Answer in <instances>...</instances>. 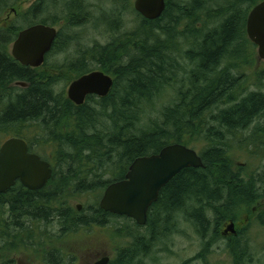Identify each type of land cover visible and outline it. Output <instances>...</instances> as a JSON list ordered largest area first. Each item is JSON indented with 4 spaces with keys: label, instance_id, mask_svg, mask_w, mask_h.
Here are the masks:
<instances>
[{
    "label": "trees",
    "instance_id": "16d2710c",
    "mask_svg": "<svg viewBox=\"0 0 264 264\" xmlns=\"http://www.w3.org/2000/svg\"><path fill=\"white\" fill-rule=\"evenodd\" d=\"M133 1L38 0L35 5L36 23H62L57 40L77 46L80 59L69 66L71 73L77 77L89 72L90 62L113 78L106 97H91L76 107L63 91L54 92L55 77L52 86L38 85L4 113L12 121L31 118L33 133L40 136L35 144L55 152L42 158L52 164L44 188L29 191L16 183L0 194V238L10 242L24 236L22 244L37 245L43 263L52 264L61 255L45 250V227L58 225L64 236L108 222L98 204L82 215L70 201L103 192L124 178L135 159L171 144H203L198 153L203 168L184 169L161 189L148 214L146 234L137 236L140 227L135 224L132 232L129 226L114 229L116 238H132L131 246L118 251L116 264H135L149 253L147 248L178 232L180 217L202 240L218 239V228L236 222L242 212L253 213L264 228V211L257 204L264 195V173L243 178L229 156L233 146L264 156V142L238 137L264 112V96L243 95L239 82L256 48L247 38L246 20L264 0H165L163 14L154 21L141 18ZM126 13L136 20L129 32L121 33ZM100 21L112 41L83 46L77 29ZM13 73L0 58V77ZM258 128L264 132V126ZM227 249L233 264H247L248 244L231 239Z\"/></svg>",
    "mask_w": 264,
    "mask_h": 264
},
{
    "label": "rangeland",
    "instance_id": "374dc122",
    "mask_svg": "<svg viewBox=\"0 0 264 264\" xmlns=\"http://www.w3.org/2000/svg\"><path fill=\"white\" fill-rule=\"evenodd\" d=\"M33 1L34 0H22L19 3L20 10L24 11ZM91 3L93 2L91 1ZM90 11L97 15L92 9ZM53 13L55 12L53 11ZM134 20L136 19H134L133 15H130L129 13L123 14L118 32H129V29L133 26ZM61 26L62 23H59L55 26V29L59 30ZM102 27L103 26L100 21V24L92 25V23H88L83 29H77L76 32L81 31V38L83 37L82 45L92 46L96 43V45L104 46L111 42L113 39L112 34L110 35V33H107V29L105 30ZM77 35H79V33H77ZM64 48L65 51H63V53H55L54 57L51 59V62L55 65H60L65 61V59H69L71 61L77 60L76 45H68L66 43ZM256 52L257 51L255 49L254 55L252 56V62L249 64L250 70L247 71L251 72L256 68H263L262 65L259 64L258 60H254V58L256 59ZM61 75L53 89L56 94L63 91L65 96L67 85L73 81L76 76L68 74L67 72H64ZM253 76L254 75L249 74L248 84L246 83V88H243L242 86L241 93H244V89L247 91L255 89L254 85L250 86L251 81L256 84V80H254ZM65 83L66 87L63 88ZM249 132L250 128L242 131L244 136L241 134L240 136L238 135V137L242 139L243 137H246ZM202 148L203 144L200 142L192 145V149L197 153H200ZM41 152L46 156L43 151ZM229 156L231 160L230 164L232 162L234 170L239 171L243 178H245L250 172L260 173L264 170V159L261 160L260 157H252V155H248L247 152L242 150L240 151L234 146L230 149ZM101 195V191L81 195L78 200L70 201L69 205L72 208H77L79 205L81 208L78 213H82L83 215L85 212L88 213L89 207L92 208L97 206ZM261 199L262 200L260 201L258 200L257 204L259 210L264 211V195ZM107 220V224L103 227L93 226L89 229H82L76 233H69L64 236H60L58 225L50 224L47 228H44V235L49 237L47 239L44 238L42 244L45 245L44 248L47 252L52 249L59 250L62 252L63 257L72 256L73 258L80 257L82 259L92 258L97 255H107L111 258L110 264H116L118 251L123 249L128 243L131 246L132 238H116L113 233L114 229L116 227L124 228V226H129V232H132L133 228L131 226H133V223L125 219L108 218ZM228 224L229 223L227 222L218 228V239L212 240V237L208 236L202 240L199 236H197L190 224L186 223L182 217L177 218L176 227L178 232L170 235L168 239H163L162 242L154 244L152 247L148 246L150 248H147L146 251H149V253L137 259L135 264H183L185 262H189V264H233L234 261L230 255V251L227 249L226 243L223 241V238L225 237L224 233L231 239H236L241 232L242 234L238 240H240L242 244H248L249 248L247 264H263L264 228L260 227L257 223L255 215L253 213H240L232 231L228 230ZM237 230H239V232L236 235ZM146 232L147 229H145V227H141L137 230V236L141 234L144 235ZM22 238H24V236H21L19 240H15L16 242H8L7 240L5 241L0 238V264H47L43 263L41 258L37 255V245L32 247L24 245L22 244ZM70 259L72 260L71 257ZM61 264L70 263L64 258Z\"/></svg>",
    "mask_w": 264,
    "mask_h": 264
},
{
    "label": "water",
    "instance_id": "95a60500",
    "mask_svg": "<svg viewBox=\"0 0 264 264\" xmlns=\"http://www.w3.org/2000/svg\"><path fill=\"white\" fill-rule=\"evenodd\" d=\"M166 7L165 0H134L133 10L143 19L160 18ZM56 30L36 25L19 34L13 54L24 65L40 66L44 55L56 38ZM246 35L257 48V56L264 60V1L255 5L246 20ZM113 82L102 72L95 71L73 81L67 89V99L76 106L84 103L87 96L106 97ZM203 168L201 157L191 148L171 144L157 154L139 157L128 167L123 180L111 183L104 190L99 208L120 217H126L143 227L147 212L159 196L162 188L182 170ZM52 175L48 162L28 153L27 145L20 139L11 138L0 147V194L19 183L29 191L44 188ZM77 206V210H80ZM233 224L228 230L232 231ZM103 258L94 264H107Z\"/></svg>",
    "mask_w": 264,
    "mask_h": 264
},
{
    "label": "flooded vegetation",
    "instance_id": "af4514ba",
    "mask_svg": "<svg viewBox=\"0 0 264 264\" xmlns=\"http://www.w3.org/2000/svg\"><path fill=\"white\" fill-rule=\"evenodd\" d=\"M21 1L22 0H0V58L6 61V63L9 66L13 67L14 69V73L12 75L7 76L5 78L0 77V147L8 139L11 138L20 139L26 143L28 148V153L35 154L42 159L43 156L45 155L41 151H43L47 156L51 155L52 153L54 154L55 152L53 151L54 150L53 147L49 148L48 145H44L43 148H38L37 144H35V141L37 139H40V136L33 133L35 129L34 127L35 125L33 124L31 118L12 121L10 118L9 119L5 118L4 113L7 107H12L14 104H17L18 100L20 101L22 97L28 95L29 92L32 89L37 88L38 85L42 87H44L45 85L52 86L53 79L56 77L58 82V79L62 76L61 74H63L64 72H67L68 74L71 75H75L71 73V71L69 70V66L71 65L74 66L75 63L78 62L77 60L80 59V56H77V60L75 61L65 59V61L62 62L60 65H55L54 63H52L51 59L54 57L55 53L57 54L63 53V51H65L64 46L66 45V43L63 42L60 43L59 42L60 39L57 40V35H56V38L53 44L51 45L49 51L44 55V60L40 66L37 67V66L24 65L19 60H17L13 54V50H14V45L18 40L19 34L22 31L27 30L33 26L42 25L40 23H36L37 11L35 5L38 0H34L24 11H21L19 7L20 6L19 3ZM52 15L53 12L50 9L49 16L52 17ZM44 26L52 27L55 29V26H49V25H44ZM55 30L56 33H58V30L57 29ZM254 60H258L259 64L262 65L263 68L261 69L256 68L250 72L247 71L250 70L248 64L247 66L241 69L242 75L239 76V82L242 83L241 85L243 86V88H246L245 85L246 83L248 84L249 74L254 75L253 77L254 80H256V84L252 83L251 81L250 86L254 85L255 89H253L252 91L250 90L247 91L246 89H244L243 95L244 94L247 95L251 93H260L264 96V60L259 59L257 55H256V59L254 58ZM88 63H89L88 67L91 68V70L87 73L77 76L73 81L91 72L99 71L104 73L100 69H97L98 67L93 68L95 67V65H92V63L90 62ZM104 74L107 75L106 73ZM107 76H109L113 82V78L110 75ZM73 81H71L67 85V89ZM65 96L67 98V90ZM91 97H94L95 99H103L97 96H87L83 104H85L87 99ZM70 103L72 106H76L72 102ZM257 126H264V112L261 115L255 117V119L251 122V125H249L248 127V129L250 128L249 134L246 137H243L242 139L249 138L250 141L253 142L259 141L263 143L264 132L261 130V128L256 129ZM248 129H244V130H248ZM243 151L247 152L248 148ZM252 157L259 158V156H253V155ZM260 159L263 160L264 156L260 157ZM46 162H48L52 168L51 162L50 161H46ZM261 173H264V170L258 174ZM155 203H157V201ZM154 204H152V206ZM152 206L149 208L147 212V217L152 209ZM102 212L104 213V217H108L110 219H127L131 221L133 224H135L133 220L128 219L126 217L116 216L110 213H106L104 211ZM228 223L229 224L227 228H229L230 224H233V226L236 224L235 221L233 223L231 221H228ZM238 232L239 230H237L236 235L238 234ZM241 234L242 232L237 236L236 239H239ZM224 235L225 237L223 238V241L224 243H226V247H228L231 238L227 236L225 233ZM60 253L61 255H59L58 257L56 256L55 262H53L52 264H61L64 258L66 259V261H69L70 264H94L103 258L109 259V262L107 264H110L111 262V258L107 255H103V256L97 255L92 258L81 259L80 257L73 258L72 256L63 257L62 252ZM70 257L72 258V260L70 259Z\"/></svg>",
    "mask_w": 264,
    "mask_h": 264
},
{
    "label": "bare ground",
    "instance_id": "6f19581e",
    "mask_svg": "<svg viewBox=\"0 0 264 264\" xmlns=\"http://www.w3.org/2000/svg\"><path fill=\"white\" fill-rule=\"evenodd\" d=\"M124 176H125V175H124ZM123 179H124V178H123ZM123 179H121V180H123ZM119 181H120V180H119ZM115 182H117V181H115ZM113 183H114V182H113ZM110 184H111V183H110ZM110 184H109V185H110ZM106 188H107V187H106ZM106 188H105V189H106ZM105 189H104V190H105ZM103 192H104V191H103ZM103 192H102V194H103ZM101 196H102V195H101ZM100 198H101V197H100ZM99 200H100V199H99ZM98 208H99V206H98ZM99 209H100V208H99ZM100 210H101V209H100ZM145 225H146V224H145ZM143 227H144V226H143ZM140 228H141V227H140Z\"/></svg>",
    "mask_w": 264,
    "mask_h": 264
}]
</instances>
